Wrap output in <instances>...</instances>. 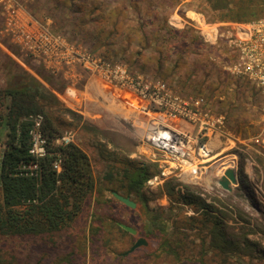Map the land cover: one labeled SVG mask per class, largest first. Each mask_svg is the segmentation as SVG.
<instances>
[{"label":"rangeland","instance_id":"1","mask_svg":"<svg viewBox=\"0 0 264 264\" xmlns=\"http://www.w3.org/2000/svg\"><path fill=\"white\" fill-rule=\"evenodd\" d=\"M216 1L217 7H231L224 0ZM213 2L0 0V88L13 75L24 73L51 93L57 100L52 108L53 115L61 120V135L71 134L69 142L87 153L96 183L72 228L36 241L0 238V264H191L186 261L191 249H202L201 237L212 226H203L201 222L192 225L193 222L181 219L199 213L198 203L179 200L178 195L187 191H195L212 203L216 201L219 207L226 204L222 211L230 219L229 232H246L257 243V249L264 251V152L257 144L237 142L240 179L231 185V190L223 189L218 182L224 152L198 181L176 173L157 185L148 184V179L161 169L145 154L144 136L152 117L147 110L157 109L166 95L185 98L205 95L226 115L236 136L250 138L260 129L259 98L229 89L234 21L212 19L210 15L219 12L208 10L207 14L200 9L213 7ZM111 11L114 15L106 16ZM165 17L176 30L164 36L166 42L163 37L139 43L117 34L122 31L117 29L120 26L144 25L146 32L157 30L163 27ZM42 29L57 35L61 47L42 53L33 38ZM183 128L193 129L185 121ZM56 143L62 142L56 139ZM225 143L222 140V145L217 142L216 146L220 150ZM137 163L148 164L152 173L142 188L146 205L129 190L131 178L125 176L126 170L133 171ZM240 183L247 186V191L240 188ZM114 190L131 197L137 203L136 208L109 202ZM227 205L246 213L253 222L245 223L240 231L241 223L233 222L236 216ZM160 207L165 208L167 232L177 227L175 231L184 238L180 251L185 254L180 262L159 249L156 257L148 254L159 246L146 234L149 213ZM96 214H108L135 227L139 234L123 235L117 228L109 234L108 229L106 235L111 242H106L101 252L106 254L109 247L116 254L92 258L85 238ZM71 236L79 240L80 251L77 244L75 247L70 244ZM138 236L145 237L149 244L122 255ZM211 246L208 240L203 247L211 250ZM244 252L245 255L238 256L230 249L227 260L212 255L207 264H264V253L259 254L251 247ZM119 256L125 258L120 260Z\"/></svg>","mask_w":264,"mask_h":264},{"label":"trees","instance_id":"2","mask_svg":"<svg viewBox=\"0 0 264 264\" xmlns=\"http://www.w3.org/2000/svg\"><path fill=\"white\" fill-rule=\"evenodd\" d=\"M205 1L211 2V0ZM224 1L227 6L231 4V7H220V5L217 7L214 5L217 1L214 0L213 7H200V9L207 14H209L208 10L214 13L219 12L210 15L212 19L226 18L234 22H247L264 16V0ZM111 15H114L113 11L106 14V16L112 17ZM155 16L157 15H154V18ZM117 29L122 30L117 34H123L129 40L139 43L148 40L157 41L170 32H176L168 24L166 17L163 27L154 31L151 29L150 32L145 31L144 25L120 26ZM161 30H164V34L161 33ZM166 40L164 37L163 41L166 42ZM228 80L230 86L232 83L230 77ZM232 91L244 92L235 89ZM56 105L57 100L54 96L36 83L35 79L24 73L13 75L0 88L1 239L25 240L29 238L36 241L44 236H52L57 232L72 228L83 210L86 198L95 190V178L87 153L73 142L56 143V139L61 135L59 125L62 124L61 120L53 115L52 106ZM41 114L43 115L41 131L46 139V152L44 155L38 156L31 152L34 123L32 116ZM58 161L60 169L55 167ZM131 170L133 171L126 170L128 173L125 174L126 177L131 178L128 183L129 190L134 191L139 201L146 205L147 197L142 188L152 173L148 164L143 163L135 164ZM239 186L247 191V186L244 183H240ZM178 197L179 200L188 204L198 203L199 205L197 215L181 219L193 222L192 225L201 222L203 226H212L211 231L201 237L202 249L192 248L186 261L191 264H197V262L207 264V260L212 255L219 260H227L231 254L230 249L238 256L245 255V249L250 247L259 254L264 253L262 249H257V243H253L247 237L246 232H229L228 227L231 226V222L222 211V207L226 204L221 203L223 205L219 207L216 201L212 203L195 191H187L179 194ZM108 201H116L126 206L114 198V195ZM228 208L231 207L228 206ZM164 211L165 208L160 207L152 209L149 213V229L146 234L149 238H154L159 246L148 254L156 257V251L159 249L162 253L174 257L176 262H180L185 254V251H180L184 238L180 236L179 232H176L177 227L173 232H167L163 217ZM229 211L236 216L233 222L241 223L240 231L245 223L253 222V219L240 210L232 208ZM95 216L90 221V233L85 238L89 243L88 251L92 254V258L103 254L104 257H109L110 253L115 255L116 252L110 251L109 247L108 253L101 252L103 245L106 242L109 244L111 242L110 236L106 235L108 229L109 234L116 228L123 235H130V233L119 226L118 222L121 221L114 220L108 214L100 216L96 214ZM108 224L110 226H107ZM112 226L114 228H111ZM69 240L72 246L75 247L77 244L76 248L80 251L79 240L73 236ZM208 240L212 245L211 250L203 247ZM120 256V260L125 258ZM117 257L115 256V258Z\"/></svg>","mask_w":264,"mask_h":264},{"label":"built area","instance_id":"3","mask_svg":"<svg viewBox=\"0 0 264 264\" xmlns=\"http://www.w3.org/2000/svg\"><path fill=\"white\" fill-rule=\"evenodd\" d=\"M232 26L234 35L230 41L234 56L229 67L232 82L229 89L242 90L259 98V131L250 138L234 135L226 115L214 107L205 95L189 98L166 95L157 109L147 110V113H152V117L144 136L145 154L157 162L161 169L159 174L148 179V184L157 185L165 181L168 175L176 173L195 177L198 181L223 152L226 154L223 159L220 158L219 178L228 168L237 172L240 168L237 142H253L264 152V16L247 22H234ZM33 38L37 48L45 54L47 50L55 51L61 47L59 37L49 30L42 29ZM42 118V115L32 118L31 152L38 156L46 152V139L41 131ZM184 121L186 125H192L193 129H181ZM71 138V134L66 133L60 135L57 142L68 143ZM222 140L226 143L220 150L213 146L215 141L222 145ZM55 167L61 168L59 161Z\"/></svg>","mask_w":264,"mask_h":264},{"label":"water","instance_id":"4","mask_svg":"<svg viewBox=\"0 0 264 264\" xmlns=\"http://www.w3.org/2000/svg\"><path fill=\"white\" fill-rule=\"evenodd\" d=\"M219 184L222 186L225 190H231V185L236 184L239 182V177L237 172L232 169L228 168L224 172V175L219 179ZM112 194L116 199L124 203L126 206L134 209L137 206V203L132 200L129 196H124L118 191H113ZM119 226L123 228L124 230L128 231L130 234L137 236L139 234L138 230L135 227H132L131 225H128L124 222H118ZM149 244L148 240L143 236H138L133 245L125 252L122 253V255H127L133 251H135L137 248L141 246H147Z\"/></svg>","mask_w":264,"mask_h":264},{"label":"bare ground","instance_id":"5","mask_svg":"<svg viewBox=\"0 0 264 264\" xmlns=\"http://www.w3.org/2000/svg\"><path fill=\"white\" fill-rule=\"evenodd\" d=\"M237 174H238V177H239V179H240V176H239V168H238V170H237ZM194 179V178H193ZM249 190H250V188H248ZM250 192L252 193V195L254 196V193L252 192V190H250Z\"/></svg>","mask_w":264,"mask_h":264},{"label":"crops","instance_id":"6","mask_svg":"<svg viewBox=\"0 0 264 264\" xmlns=\"http://www.w3.org/2000/svg\"><path fill=\"white\" fill-rule=\"evenodd\" d=\"M215 140H216V139H215ZM216 143H217V141L213 142V146H214V147L217 145ZM216 147H217V146H216ZM217 148H218V147H217ZM213 165H214V164H211L210 167L213 166ZM221 177H222V176H221ZM219 179H220V178H218V180H219Z\"/></svg>","mask_w":264,"mask_h":264}]
</instances>
